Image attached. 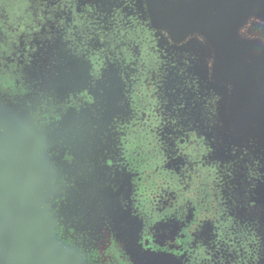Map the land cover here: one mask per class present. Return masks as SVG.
Here are the masks:
<instances>
[{"label":"flooded vegetation","instance_id":"af4514ba","mask_svg":"<svg viewBox=\"0 0 264 264\" xmlns=\"http://www.w3.org/2000/svg\"><path fill=\"white\" fill-rule=\"evenodd\" d=\"M142 3L109 0L107 15L94 0H0V107L28 113L50 144L57 232L87 264H134L127 227L153 264H264V229L251 222L262 212L264 156L193 134L197 82L187 85L166 54L190 39L209 44L211 82L235 85L225 106L240 137L238 81L217 69L219 42L207 26L179 36L152 0ZM249 30L264 46V20Z\"/></svg>","mask_w":264,"mask_h":264},{"label":"water","instance_id":"95a60500","mask_svg":"<svg viewBox=\"0 0 264 264\" xmlns=\"http://www.w3.org/2000/svg\"><path fill=\"white\" fill-rule=\"evenodd\" d=\"M161 23L181 36L197 24L207 26L219 42L217 69L238 81L235 109L238 127L256 121L264 137V46L241 41L237 29L252 15L264 20V0H212L184 7L180 0H152ZM0 115V264H81L63 250L40 213L50 185L38 160L32 125ZM32 124V125H31Z\"/></svg>","mask_w":264,"mask_h":264},{"label":"rangeland","instance_id":"374dc122","mask_svg":"<svg viewBox=\"0 0 264 264\" xmlns=\"http://www.w3.org/2000/svg\"><path fill=\"white\" fill-rule=\"evenodd\" d=\"M94 1L99 4V7L105 10L103 13L107 15L112 14V11H108L112 6L106 4V2L109 0ZM139 1L140 4L143 5L142 0ZM223 1L227 2L228 0ZM140 4L138 5L139 7ZM253 19L257 20L260 18L257 15L249 17L246 25L239 30L240 40L254 39V41H256V38H251L255 37V33H252L249 30L250 23ZM261 27V32H263V26ZM255 32L257 33L258 31ZM259 35H262V33H259L256 36L259 37ZM172 49L175 50V55H172L171 52H169L166 54V58L173 62L174 68H178V70L184 72L183 75L187 85L192 80L197 82L195 85H192V87H196L197 92L189 101L190 104L188 106L190 107V113L187 117L188 122L190 123L187 125V127L193 130V134L196 137L201 136L203 138L207 134V141L212 142V140H218V142H220L223 146V150L228 153H233V148L242 150L245 147V149L249 151L250 155H252V151L255 150V152H257V157H260V153L264 156V137L259 134L260 129L256 121L249 123V125L246 127H238L237 124H233L235 131L238 133V135H240V137L234 136L232 132V125L227 118V107L225 106V101L229 97L228 93L231 94L235 85L233 82H231L229 85L219 87L211 82V61L214 55V50L209 46V44L204 42L201 43L199 40L195 41L190 39L187 44L174 46ZM50 67L51 66H47V68ZM195 101L196 104L194 106ZM0 115L13 123L30 124V120L34 123L31 125L33 137L38 143V160L47 180V187L48 185L51 186V188L48 189L47 194H45L44 198L42 199L40 204V213L50 223L53 238L57 244L60 245L59 247L79 256L81 264H87L83 253L72 245L65 244L61 240V235L59 236L57 232V222L51 214L49 204V202L56 197L55 193L57 190L54 192L52 187L53 181L56 177V172L51 164L52 157L48 154L50 144L44 140L43 132L36 126L35 122L28 115V113L0 107ZM212 145L214 146L212 147L214 149V153L217 150L216 155H221V152L218 151L220 148L214 144ZM226 152H224L225 155H227ZM263 158L264 157H262V161L264 162ZM257 173L259 172L257 171ZM224 174L226 176L224 181L227 183L230 179V176L228 173ZM260 182L255 188V204H258V208L259 206L262 208L261 217H259L257 209H255L251 214L252 225L255 224V227H258V230L261 228L264 229V185H262L264 180L262 179ZM156 217H158V215ZM121 224H123V222L120 223V227ZM69 225H71V223ZM128 228L129 227H127L125 231L121 232V236L129 243L130 247V251L127 249L126 253L131 256L134 264H153L152 253H139L141 259L145 258L149 263L143 262L139 258V255L137 254L139 252V248L135 240L136 237L132 232V228L130 227L129 231H127Z\"/></svg>","mask_w":264,"mask_h":264}]
</instances>
